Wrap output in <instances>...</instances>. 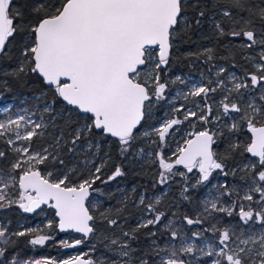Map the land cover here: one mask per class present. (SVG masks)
Segmentation results:
<instances>
[{"label": "snow or ice", "instance_id": "snow-or-ice-1", "mask_svg": "<svg viewBox=\"0 0 264 264\" xmlns=\"http://www.w3.org/2000/svg\"><path fill=\"white\" fill-rule=\"evenodd\" d=\"M220 2L224 6L218 4L215 15L221 19L212 20L215 35L230 37L228 44L250 67L242 76L223 78L227 69L220 67L218 79L201 76L196 82L169 77L168 71L178 34L189 27L185 10L199 8L200 0H30L24 11L15 12L13 0H0V57H8L18 43L17 67L10 74H31L44 85L32 108L0 107L5 116L0 119V210L36 213L47 206L58 218L45 225L48 232L22 225L10 230V223L0 220V264H205V258L211 264H264V7L254 11L250 0ZM205 15L199 10L195 23ZM203 56L205 62L215 59L212 49ZM164 106L168 115L149 124L154 109ZM197 122L200 129L187 131L174 159H166L169 138L180 126L195 128ZM244 130L246 143L228 135ZM219 137L227 142L222 155L214 150ZM140 141L157 150L146 153ZM104 144L115 145L122 161L150 157L148 162L158 166L153 187L161 193L147 202L141 194L147 218L122 230L123 239L111 238L105 253L94 259L91 241L101 229L90 207H98L105 195L94 185L125 175L117 165L102 179L109 159L107 153L100 157ZM237 155L245 160L229 167L227 161ZM194 170L196 175L189 176ZM213 173L239 176L241 183L211 185L216 194L209 191L202 208L184 213L181 225L174 226L158 208L165 186L171 188L179 177L188 200L184 194L208 187ZM100 217L105 232L121 227L106 212ZM141 229H150L148 237L159 233L166 242L141 245ZM57 230L79 234L59 240V247L88 244L89 250L59 260L18 258L20 238L42 247L56 239L52 232Z\"/></svg>", "mask_w": 264, "mask_h": 264}, {"label": "trees", "instance_id": "trees-1", "mask_svg": "<svg viewBox=\"0 0 264 264\" xmlns=\"http://www.w3.org/2000/svg\"><path fill=\"white\" fill-rule=\"evenodd\" d=\"M30 0H13V4L15 7L13 11H24L25 5L29 3ZM250 3L255 5L254 11H258L261 7H264V0H250ZM223 7V3L220 0H200V6L197 7H188L186 8L187 20L185 23L189 25L187 28H183L179 32L176 43L174 44L171 51V65L168 71V75L172 73H187V74H196L197 72H209V68L217 63L224 64V68L227 70L235 71L239 76L243 75L245 68H249L250 65L247 64L243 59H241V53L237 48L231 47L228 44V41L231 40L230 37L217 38L215 35V29L212 24V19L210 20L208 17L211 15L213 19H221V17L215 15L219 11V7ZM205 5H207L205 7ZM199 10H204L206 15L201 20V24L197 25L195 23V19L197 17V12ZM19 36L17 37V41H19ZM238 43V42H234ZM19 44L16 43L12 47H10L9 52L10 55L8 57H0V98H14L15 94L19 96L22 95H30V94H40L44 90V85L36 78L34 75L24 76L21 74L19 78L11 75V70L17 67V56H18ZM205 49H212L215 59L211 62H205L203 52ZM189 53H197L200 54V58L197 59L196 56H190ZM236 64L237 67L233 68L232 65ZM240 65H244V67H240ZM7 72L8 74H4ZM6 81V83H5ZM48 99H51V95L48 94ZM163 111V107L161 109H157V113H161ZM198 124V125H197ZM188 126V127H187ZM188 124L180 126L182 128L191 129L189 131H197L200 129L199 123H196L195 128H189ZM229 136L232 137V140L239 141L242 143H246L248 141V135L246 131L237 132L235 134L228 133ZM104 148L101 149L100 155L103 153L108 154L109 159L103 169L102 179H107V176L111 174L113 168L117 165H120L125 175L121 177H117L115 180L110 181L107 184H101L98 186L104 193L105 199L102 198L101 205L98 208H91L95 213H99L102 211V208L105 206H109V209H104L102 212H106L111 216V218L117 219L120 228H116L115 231H107L104 230V235L107 239H111L114 237L121 238V231H128L131 228H134L136 224L139 222L138 211H144L143 207L139 204H133L137 201L140 196V192L142 191L145 194V197L148 196L149 193H159L160 187H153V181L155 179L154 170L152 166L137 163V162H129L122 161L120 156L118 155L117 148L115 145H103ZM172 146L171 139L168 140L167 145L164 147V156L165 158L173 157L172 155H168L167 148ZM227 148V142L224 137H219L218 142L214 145V150L217 151L218 155H222L224 150ZM244 157L235 156L234 160L227 161L229 167L237 164L241 161H244ZM181 170H183L181 168ZM191 176V174H189ZM224 183H228L230 187H239L241 181L239 180V176L237 178H233L231 175L228 177L222 176ZM182 181H180L179 177L176 178V181L172 182L171 188H169V192L166 193L164 198L170 197L172 194L177 198V207L175 208L176 214L179 217H182L184 213L188 212H196L197 203L199 202L198 196L200 195V189H192L189 193H185L190 197V199L185 200L181 195V187ZM131 189V195L133 197V201L131 203H122L120 201V197L118 193L122 195H126L128 190ZM222 190V189H221ZM168 196V197H167ZM91 200V199H90ZM147 202V199H146ZM164 204L159 209L165 211ZM99 209V210H98ZM18 208H13L9 210L8 216H4L3 220L9 219L11 222H15L19 215L17 213ZM119 210V211H117ZM46 211L49 214L50 220L55 221L52 209L46 208ZM34 219H39L40 215L38 213H32L31 215H27ZM41 230L44 232H48L49 230L45 227L46 224L40 222ZM97 223V220H96ZM101 227L104 226L100 223ZM98 227V225H97ZM159 227V226H158ZM150 229H141L139 235V243L141 245H149L151 241H157L159 243L161 235L158 233L157 236L148 237L146 234ZM155 231V229H151ZM161 232H163L161 230ZM52 235L55 236V240L48 241L44 246L45 248H50L56 253L58 256L63 254L61 247L57 244L59 237H61V233L57 231H53ZM70 236H75L73 234H68ZM96 241L100 244L102 240L98 239L97 233ZM27 237L20 238V245L24 248L31 246L27 243ZM109 241H103L101 243V248L103 245L107 244ZM103 244V245H102ZM110 244V243H109ZM161 244V243H160ZM86 245H82L79 249H84ZM102 250V249H101ZM94 259H96V255L94 254Z\"/></svg>", "mask_w": 264, "mask_h": 264}, {"label": "rangeland", "instance_id": "rangeland-1", "mask_svg": "<svg viewBox=\"0 0 264 264\" xmlns=\"http://www.w3.org/2000/svg\"><path fill=\"white\" fill-rule=\"evenodd\" d=\"M210 20L212 19L213 20V17L210 15L208 17ZM215 67L212 68V71L211 72H203V71H200V72H197L196 74H187V73H172L171 75H168L169 77H172L174 78L176 75H180L186 79H189V80H192V81H196V82H199L200 79H201V76H205V77H208L210 76L213 80H216L218 79V77L216 76V69L220 68V67H223L224 68V64L222 63H217L216 65H214ZM232 73H235L236 75H238L235 71L233 70H227L225 73L222 74V76L220 78H223V77H226ZM239 76V75H238ZM207 82V81H205ZM39 95V94H37ZM37 95H33V94H30V95H22V96H19L18 94H15V97L14 98H0V107L2 106H5V105H9V106H12V110L13 111H16L17 109H20V108H32L36 103H38L37 101L34 100V97L37 96ZM220 98V94L217 93L215 94V99L218 101ZM257 103H260L259 99H258V94H257ZM162 108V107H161ZM159 108V109H161ZM167 108L168 106H164L163 107V111H161V113H157V109H154V116H153V119L150 120L148 123L149 124H156L158 123L159 120L163 119L166 115H168V111H167ZM213 108L215 109V105H213ZM5 116L3 113H0V119H4ZM198 125V124H197ZM200 126V124H199ZM188 127V126H187ZM191 128V127H189ZM191 130V129H189ZM188 128H182L180 129L179 132L176 133L175 136L173 137H170L169 140L171 139L172 141V146L171 147H168L167 148V152H168V155H172L175 150L177 149V146H178V143L179 144H182L183 143V135L189 131ZM140 146L144 148V151L146 153H153L155 150H157L156 148V145L155 144H150V143H147L145 141H140ZM104 146L102 145L101 149H103ZM105 155V153H104ZM100 157H104L103 156V153L100 155ZM174 159V156L171 157ZM148 159H150V157L148 158H145L143 159L142 161L140 162H137V163H141V164H145V165H149V166H152V169L154 170V176L156 177V175H158V166L157 164H150L148 162ZM245 160V159H244ZM97 163H99V158L97 159ZM191 176H194L196 175L195 173V170L193 173H190ZM223 175H220L218 173H213V178L211 180V184L208 186V187H201L200 189V195L198 196V200L199 202L197 203V209L196 210H200L202 208V205L200 204V201L203 200L205 197H207L208 195V192L211 191L213 193V195L216 194V190L214 188L211 187V185H220V184H223L224 181H223V178H222ZM102 183H100L99 181L97 182L96 185H94V187H98L100 186ZM236 187V186H235ZM131 189L128 190L127 194L126 195H122L121 193H118L119 197L121 198L120 201L122 203H131L133 201V197L131 195ZM165 191L166 193L169 192V188L167 186H165ZM161 193V189L159 191V193H154L155 195H160ZM143 194V192L141 191L140 192V195ZM154 194L152 193H149L148 196L146 197L147 200L149 199H153L154 198ZM165 196V195H164ZM164 196L161 197V204L158 205V208L159 207H162L163 204H164V209H165V213L167 214V219L169 220H172L174 222V226H180L181 225V217H179V215L176 214V210L175 208L177 207V198L175 197L174 194H172L170 197L168 198H164ZM105 195L103 197H99L98 199H100L102 201V198L105 199ZM140 197V196H139ZM139 197L137 199V201L133 204H139ZM235 199V197H233ZM90 199L95 202V199L94 197H90ZM101 205V204H100ZM143 206H141L142 208ZM98 208V207H96ZM109 209L110 207L109 206H105L104 208H102V211L104 209ZM9 210L10 209H7V210H0V220H2L4 223H10V230H16V229H20L21 228V225L23 226V228H33V227H36V228H41L39 226V224L41 223H37V222H34L32 221V219H28L24 212H22V210H17V213L19 215V218L16 219L15 222H11V220L9 219H6V220H3V218H5L6 216H8L9 214ZM99 210V209H98ZM162 211V209H159ZM90 211L96 216V220H97V225H98V228L101 229L99 232H98V239L99 240H102L101 243H103V241H109L107 244L103 245V247L101 248V243L99 244L97 241H96V238L94 240L91 241L92 244H95L96 245V259H99L101 257V254L105 253V247L106 245H109L110 243V239H105V235H104V231H103V228L101 227L100 225V213L102 211H100L99 213H95L94 210H91ZM105 211V210H104ZM138 221H141L142 219H146L147 218V215L144 211L141 212V210L138 211ZM174 213V215H173ZM5 216V217H4ZM41 217L44 219V224H47L48 221H50V217L45 213H41ZM142 217V218H141ZM227 219V218H225ZM166 223V221H165ZM206 226V225H205ZM186 227V226H185ZM196 226H193V230H195ZM22 230V229H21ZM163 231V229H161ZM186 230H187V227H186ZM97 235V234H96ZM209 239H211V233H206L205 234ZM62 239H69V237H63ZM157 242V241H156ZM165 239L164 237L161 235L160 237V241L158 244L161 243V245H163L165 243ZM192 242L194 243H202V242H199V241H195L193 240ZM89 247L90 245L86 244V247L84 249H69V251L63 253V255L61 256H58L57 254L56 255H52V256H47L46 254H43V253H40L38 259H43V258H54V259H64V258H67L69 255H75L77 254L78 252H86L89 250ZM102 249V250H101ZM19 258V257H18ZM28 259H31V257H29ZM205 264H211V261L209 258H205Z\"/></svg>", "mask_w": 264, "mask_h": 264}, {"label": "flooded vegetation", "instance_id": "flooded-vegetation-1", "mask_svg": "<svg viewBox=\"0 0 264 264\" xmlns=\"http://www.w3.org/2000/svg\"><path fill=\"white\" fill-rule=\"evenodd\" d=\"M42 207L44 209L43 211H40L38 209L37 212H36V213H38L40 215V218L39 219H34L32 217L27 216V215H31L32 213H26L25 216L28 219L29 218L32 219V221H34V222H37V223L43 222L44 223L45 221L41 217V213L45 212L48 216H49V214L46 211L47 206H42ZM52 212H53V216H54V210L53 209H52ZM54 219L56 220V217L55 216H54ZM61 234L62 235H61V237H59V240H61L63 237H67V238L68 237L69 238L72 237V236L68 235V234H71V233H61ZM58 241H57V244H58ZM61 250L63 251V253L69 251V249H63V248H61ZM16 253H18L19 259H28L29 257H31V259H38L40 253L46 254L47 256L56 255V253L54 254V251H52L50 248H45V247H41V246H36L35 248H33L32 246H28V247L24 248L23 246L20 245V241H19V243L16 246ZM59 256H61V255H59Z\"/></svg>", "mask_w": 264, "mask_h": 264}, {"label": "water", "instance_id": "water-1", "mask_svg": "<svg viewBox=\"0 0 264 264\" xmlns=\"http://www.w3.org/2000/svg\"><path fill=\"white\" fill-rule=\"evenodd\" d=\"M246 131V130H245ZM246 133H247V131H246ZM247 135H248V137H249V134L247 133ZM90 199V198H89ZM56 219H58V218H56ZM71 234H73V235H75V236H79V234H76V233H71Z\"/></svg>", "mask_w": 264, "mask_h": 264}]
</instances>
